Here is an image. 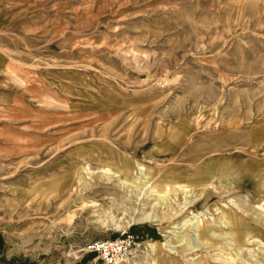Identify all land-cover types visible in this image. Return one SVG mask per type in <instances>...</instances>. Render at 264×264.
<instances>
[{
	"label": "rangeland",
	"instance_id": "374dc122",
	"mask_svg": "<svg viewBox=\"0 0 264 264\" xmlns=\"http://www.w3.org/2000/svg\"><path fill=\"white\" fill-rule=\"evenodd\" d=\"M127 234L122 264H264V0H0V264Z\"/></svg>",
	"mask_w": 264,
	"mask_h": 264
},
{
	"label": "bare ground",
	"instance_id": "6f19581e",
	"mask_svg": "<svg viewBox=\"0 0 264 264\" xmlns=\"http://www.w3.org/2000/svg\"><path fill=\"white\" fill-rule=\"evenodd\" d=\"M131 57H132V61H133L134 65L137 67L146 63L145 58H147V55H144L142 53L139 55L138 54H132ZM137 168H138V171L140 174V179L142 181V185L144 186V188L147 189L150 193L155 194L156 197L158 199H160L162 203L168 197H171V196L174 197L177 194H180L182 196V200L184 201V204L187 203V205H189L190 200L192 198H196V196H197L195 186H188V185H183V184H179L176 182H169V181L165 183L164 191L158 192L154 188H152V186L149 185V178L146 177V171H147L146 167H144L142 164H137ZM206 185L207 184L204 183V184H201L199 186H206ZM203 188H206V187H203ZM157 219H158V216L155 214H150V213L147 214L145 212H141V213H137L136 216H134V217L132 216L131 222L133 224L134 223L156 222ZM111 222H114V218L111 219ZM200 223H201V220L195 216L193 218V220H191L190 224L192 225V227L195 230H197ZM173 234L176 236L179 235V233H177V232H173ZM153 246H154L153 244L150 245L151 248H153ZM167 247L169 248V250H172V246H171L170 242H167ZM130 254H131V252H130Z\"/></svg>",
	"mask_w": 264,
	"mask_h": 264
},
{
	"label": "built area",
	"instance_id": "2783aa9c",
	"mask_svg": "<svg viewBox=\"0 0 264 264\" xmlns=\"http://www.w3.org/2000/svg\"><path fill=\"white\" fill-rule=\"evenodd\" d=\"M135 245L132 235H121L117 238L98 239L89 242L84 251L95 254L104 264H122L128 258Z\"/></svg>",
	"mask_w": 264,
	"mask_h": 264
}]
</instances>
